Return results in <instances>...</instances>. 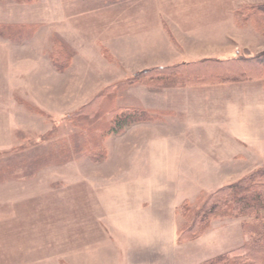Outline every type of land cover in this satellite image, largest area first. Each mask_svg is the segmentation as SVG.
<instances>
[{
	"label": "rangeland",
	"instance_id": "obj_1",
	"mask_svg": "<svg viewBox=\"0 0 264 264\" xmlns=\"http://www.w3.org/2000/svg\"><path fill=\"white\" fill-rule=\"evenodd\" d=\"M17 21L38 28L23 42L0 28V264H201L250 238L241 218H219L177 242L179 214L170 240L128 249L127 236L144 231L119 226V186L133 183L119 179V168L147 171L165 152L166 177L183 180L178 197L195 209L217 189L264 171V113L236 121L245 157L184 162L189 154L166 142L199 136L202 125L207 135L212 118L227 115L139 102L148 90L235 89L260 90L240 93L239 107L264 106V74L211 82L215 63L264 55V0H0V26ZM57 42L72 56L66 70L49 55ZM119 108L146 109L139 123L156 125L110 132Z\"/></svg>",
	"mask_w": 264,
	"mask_h": 264
},
{
	"label": "crops",
	"instance_id": "obj_2",
	"mask_svg": "<svg viewBox=\"0 0 264 264\" xmlns=\"http://www.w3.org/2000/svg\"><path fill=\"white\" fill-rule=\"evenodd\" d=\"M15 23H27V21H17ZM69 73L70 72H68V74ZM227 83L236 84L238 82H225L218 83L217 85ZM241 91L242 90L236 91L235 89L196 91L187 88L182 90H165L162 95H160V92L148 90L147 92L145 91V94L141 95L142 99L139 100V102L141 106L145 104L144 107L147 108L162 106L173 110H183L184 108L190 110V108L193 107L203 112L208 111V107L210 106L212 113L219 114L220 117L227 115V118L222 120L212 121L214 119L212 118L211 123L206 125V128L210 130L207 135L201 133L204 131L202 125L198 127V132L201 135L191 137L186 133L185 137H171L166 143L170 145L174 144L178 146V150L189 154L181 158L184 162L186 157L191 158L197 155L196 157L200 160L207 162H213L214 160L216 162L223 161L224 163H230V161L234 162L240 156L245 157V155L239 151L237 153V145L246 150L249 146L248 143L240 142L235 139L236 121L244 119L243 122L245 123L246 119L249 121L257 120V118L262 117L264 113V110H261L264 109V106L259 100L256 101L255 105L250 101L245 102V106L251 107L252 110L239 107V102L241 100H238V97L242 95L240 93H245V95L255 93V96L259 95L256 93L258 90L255 92L248 90H243L244 92ZM258 92H260V90ZM191 97H195L196 100L190 104ZM5 98V100L8 99L7 96H5ZM9 99L10 104L6 102L7 106L11 105V98ZM221 108H223L222 112ZM190 111L187 113H192V111ZM241 113H243V115ZM146 124L156 125L146 122L135 125ZM134 127L135 126L128 130H132ZM193 145L196 146L195 149ZM164 157H166L165 152L155 157L156 159L153 161L152 167L147 171L138 172L135 168L132 171L128 170L126 167L119 168V179L132 178L130 181H133L131 185L119 186V226H129L131 231L137 228L139 232L141 229L144 231L142 235L136 236L134 234L133 236H127L126 245L128 249L139 245L141 242L151 240L160 241L162 239L170 240L172 238V233L175 231L176 219L179 218L177 209L184 200L188 199H181V197H178V193L181 191L178 185L183 180L175 179L173 181L166 177V169L164 166L166 159H164ZM204 167L207 169L210 168L209 165ZM217 169L222 170L221 167ZM198 170L204 171L203 168ZM139 177L142 178L140 182L136 181V178ZM154 177L159 180V183L151 185V179ZM130 193L132 194L131 196L129 195ZM169 226L170 229H167L168 232L166 234L165 227L168 228ZM150 229H152V233ZM177 230L175 231V237ZM120 240L122 239L119 238V241Z\"/></svg>",
	"mask_w": 264,
	"mask_h": 264
},
{
	"label": "trees",
	"instance_id": "obj_3",
	"mask_svg": "<svg viewBox=\"0 0 264 264\" xmlns=\"http://www.w3.org/2000/svg\"><path fill=\"white\" fill-rule=\"evenodd\" d=\"M16 1L25 4L35 2V0ZM0 28H6L4 31L13 39L23 42L32 36L38 27L33 24L15 23L1 25ZM65 48L63 43L57 42L49 51L53 65L59 70H66L71 64L72 56L64 51ZM212 69V83L261 78L264 74V55L251 59L230 58L221 60L215 63ZM205 79L199 80L197 78L196 82L197 84L204 83ZM208 80L206 79V81ZM130 110L131 108H119V118H116L111 124L110 132L123 133L131 125L146 121L148 110L140 108ZM84 113L91 115L88 109ZM88 123L90 122L88 121ZM189 209H191L190 213ZM177 212L184 218L175 237L177 242L197 238L211 225L214 219H242L245 236L250 238H246L240 247L217 255L201 264H264V171H257L243 177L236 183L217 189L198 209L184 202L178 207ZM189 221H191L190 228L187 227ZM188 233H191L190 236Z\"/></svg>",
	"mask_w": 264,
	"mask_h": 264
},
{
	"label": "bare ground",
	"instance_id": "obj_4",
	"mask_svg": "<svg viewBox=\"0 0 264 264\" xmlns=\"http://www.w3.org/2000/svg\"><path fill=\"white\" fill-rule=\"evenodd\" d=\"M151 185L155 184V183H159V180H157L155 177L151 179ZM151 235V234H150Z\"/></svg>",
	"mask_w": 264,
	"mask_h": 264
}]
</instances>
